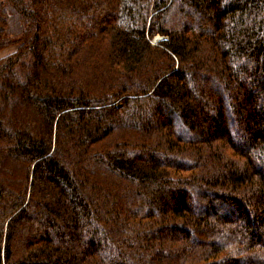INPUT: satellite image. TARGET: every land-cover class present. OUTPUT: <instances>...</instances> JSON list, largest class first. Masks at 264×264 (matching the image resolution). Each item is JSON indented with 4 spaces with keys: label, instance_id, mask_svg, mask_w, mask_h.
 <instances>
[{
    "label": "trees",
    "instance_id": "16d2710c",
    "mask_svg": "<svg viewBox=\"0 0 264 264\" xmlns=\"http://www.w3.org/2000/svg\"><path fill=\"white\" fill-rule=\"evenodd\" d=\"M9 49L0 264H264V0H0Z\"/></svg>",
    "mask_w": 264,
    "mask_h": 264
},
{
    "label": "rangeland",
    "instance_id": "374dc122",
    "mask_svg": "<svg viewBox=\"0 0 264 264\" xmlns=\"http://www.w3.org/2000/svg\"><path fill=\"white\" fill-rule=\"evenodd\" d=\"M162 37H156L155 39H154V41L155 40H159L160 41V39H161ZM157 43V42H156ZM156 43H154V44H156ZM11 52H13V50L12 49H9V50H7V51H5V52H2V53H0V58L1 57H4V56H6V55H8V54H10ZM220 218V217H219Z\"/></svg>",
    "mask_w": 264,
    "mask_h": 264
},
{
    "label": "water",
    "instance_id": "95a60500",
    "mask_svg": "<svg viewBox=\"0 0 264 264\" xmlns=\"http://www.w3.org/2000/svg\"><path fill=\"white\" fill-rule=\"evenodd\" d=\"M160 40H163L162 38L160 39ZM159 41V40H158ZM157 40H155L154 42L156 43V42H158Z\"/></svg>",
    "mask_w": 264,
    "mask_h": 264
}]
</instances>
